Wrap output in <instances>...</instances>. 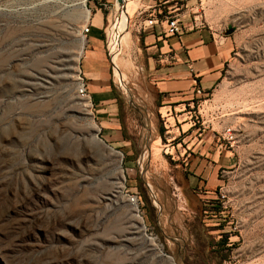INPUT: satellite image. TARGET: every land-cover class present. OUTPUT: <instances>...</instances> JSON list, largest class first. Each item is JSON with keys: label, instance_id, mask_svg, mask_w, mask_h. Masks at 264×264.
<instances>
[{"label": "rangeland", "instance_id": "1", "mask_svg": "<svg viewBox=\"0 0 264 264\" xmlns=\"http://www.w3.org/2000/svg\"><path fill=\"white\" fill-rule=\"evenodd\" d=\"M89 1L0 0V264H264V0L192 1L233 54L206 96L172 113L155 105L150 134L132 119L143 149L131 167L102 136L92 98L75 92ZM133 2L123 35L109 30L118 1L101 8L127 101ZM200 140L234 165L195 178Z\"/></svg>", "mask_w": 264, "mask_h": 264}, {"label": "crops", "instance_id": "2", "mask_svg": "<svg viewBox=\"0 0 264 264\" xmlns=\"http://www.w3.org/2000/svg\"><path fill=\"white\" fill-rule=\"evenodd\" d=\"M99 1L91 0L88 4L93 16L89 19L90 31L81 70L87 79L102 136L113 148L123 153L126 165L131 167L134 166L138 152L143 149V145L138 143V138L136 139L132 132V119L135 118L142 124L148 120L150 134L153 132L150 120L155 112V105H165L161 108L167 107L172 113L184 105L186 100L198 98L196 89L199 88L208 94L222 79L224 67L233 54V45L226 38H216L209 29L199 24L197 16H193V0H138L140 6L151 7L155 13L176 15L183 32L180 37L165 38L160 25L144 32H138L134 27L129 50L133 67L129 65L127 73H124L132 95L131 101H127L116 84L108 63L104 16L101 8H98ZM108 1L113 0L101 2ZM161 18L159 15V19ZM134 23L135 20L133 25ZM108 43L107 38L109 49ZM111 62L113 64L112 57ZM141 95H153V103L148 106L142 104ZM157 107L161 109L160 106ZM139 134L144 135L142 127ZM143 140L141 137V141ZM201 142L200 140L194 147L198 148V153L189 163L190 166L194 164L191 170L196 175L195 178L200 180L199 174L204 172L209 164L212 166V177L215 170L234 165L228 153L216 146H208L206 142H210L209 139L200 147ZM210 149L215 152L212 153ZM209 184V181L205 182V186L210 188L215 183Z\"/></svg>", "mask_w": 264, "mask_h": 264}, {"label": "built area", "instance_id": "3", "mask_svg": "<svg viewBox=\"0 0 264 264\" xmlns=\"http://www.w3.org/2000/svg\"><path fill=\"white\" fill-rule=\"evenodd\" d=\"M100 2V8L106 7L108 4L104 2ZM159 15L162 16L161 19H159ZM195 20V19H194ZM160 25L162 30V35L167 37H180L183 32V28L180 24V20L176 15H171L169 13H155L152 11L151 7H138L136 19L134 23V27L138 32H144L151 28H154L155 26ZM90 31V23L86 22L82 27L80 28V35L83 36L85 39H87L88 33ZM106 37V48H107V54L111 57V54L109 52L108 46H107V36ZM111 60V59H110ZM111 73L113 76V64L111 62ZM76 95L89 101L91 103V95L88 90L87 85V79L85 78L84 74L79 71L78 72V79L75 89ZM195 94L199 97H204L207 95L205 91H202L201 89H196ZM225 137L224 139L227 141L229 148H232L234 142H235V136L231 128L225 129L224 133ZM222 146L219 145L218 149H221ZM220 198H223V195L220 196ZM127 201L136 208L137 212H140L139 209V199L136 195L129 194L127 195Z\"/></svg>", "mask_w": 264, "mask_h": 264}, {"label": "bare ground", "instance_id": "4", "mask_svg": "<svg viewBox=\"0 0 264 264\" xmlns=\"http://www.w3.org/2000/svg\"><path fill=\"white\" fill-rule=\"evenodd\" d=\"M134 3L135 2L130 4V0H121L120 2L118 1L116 8H115V11H114V23L112 24L111 29H109L110 32L112 33V35L114 34L113 28H118V30L121 31L122 35H123V33L126 34V22H125L126 20L125 19H126V16L128 15V13H130L131 8H133L135 6ZM125 34H124V36H125ZM81 37L85 41V38L83 36H81ZM113 65H114V69H113L114 79H116V76H117L116 75V65H115L114 61H113Z\"/></svg>", "mask_w": 264, "mask_h": 264}, {"label": "trees", "instance_id": "5", "mask_svg": "<svg viewBox=\"0 0 264 264\" xmlns=\"http://www.w3.org/2000/svg\"><path fill=\"white\" fill-rule=\"evenodd\" d=\"M105 15V14H104ZM106 17V16H105ZM205 192H207V191H205ZM218 203L220 202V201H217ZM215 202L213 201V203L212 204H214ZM216 205H213V207H211L212 208V211H215V215H219V213H220V206H218V204L217 203H215ZM220 204V203H219ZM224 240L223 241H218L216 244H218V245H223L224 243Z\"/></svg>", "mask_w": 264, "mask_h": 264}, {"label": "water", "instance_id": "6", "mask_svg": "<svg viewBox=\"0 0 264 264\" xmlns=\"http://www.w3.org/2000/svg\"><path fill=\"white\" fill-rule=\"evenodd\" d=\"M115 1H116V0H115ZM117 1H119V2H120L121 0H117Z\"/></svg>", "mask_w": 264, "mask_h": 264}]
</instances>
